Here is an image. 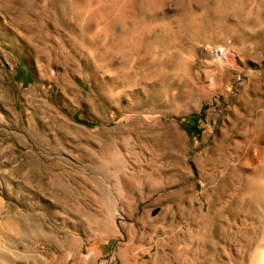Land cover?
Here are the masks:
<instances>
[{
	"label": "rangeland",
	"instance_id": "rangeland-1",
	"mask_svg": "<svg viewBox=\"0 0 264 264\" xmlns=\"http://www.w3.org/2000/svg\"><path fill=\"white\" fill-rule=\"evenodd\" d=\"M0 264H264V0H0Z\"/></svg>",
	"mask_w": 264,
	"mask_h": 264
},
{
	"label": "trees",
	"instance_id": "trees-1",
	"mask_svg": "<svg viewBox=\"0 0 264 264\" xmlns=\"http://www.w3.org/2000/svg\"><path fill=\"white\" fill-rule=\"evenodd\" d=\"M84 122H85V123H89V122H87V121H85V120H84Z\"/></svg>",
	"mask_w": 264,
	"mask_h": 264
}]
</instances>
